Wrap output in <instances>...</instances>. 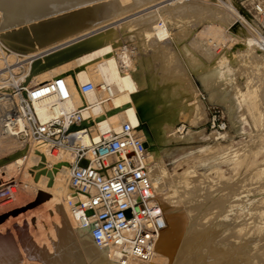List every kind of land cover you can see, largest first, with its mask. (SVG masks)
<instances>
[{"label": "bare ground", "instance_id": "obj_1", "mask_svg": "<svg viewBox=\"0 0 264 264\" xmlns=\"http://www.w3.org/2000/svg\"><path fill=\"white\" fill-rule=\"evenodd\" d=\"M127 1L129 0H0V97L9 95L10 89L20 82L24 83L23 85L26 87H31L55 76L63 77L74 88L80 83L91 82L99 93H102L101 90L106 87L111 90L113 98L108 111L98 121L94 122L96 124H93L91 130L94 135H97V130L116 131L121 123L128 122L142 138L148 154L147 172L152 183L154 198L164 211L166 223L165 228L155 242L154 257L145 262L129 258L123 259L121 254L112 247L98 248L93 245L89 236V228L78 225L76 216L71 213L66 204L68 198L75 200L69 193L68 162L70 158L67 153H50L43 144L22 146L0 134V144L5 145V143L9 144L12 141L24 150L22 155L4 165V173L8 174L11 169L16 168L19 171L17 173L22 175L23 180L25 179L22 182L23 185L33 187L37 192H41L42 196L47 194V197H45L47 207L53 211V208L62 205L63 213L60 216V221H58V218L56 221L58 227H61V223L63 225L65 223L67 229H64L66 230L64 232L67 233V236L62 239V247L56 251L57 255L52 257L55 264H66L69 262L68 259L75 256L71 264H238V258L240 259L241 255L238 258L233 256L234 253L230 255V250L227 248L228 244L223 243L230 241V239L237 241L236 239L240 240L245 236L247 240L255 242V251L250 253L246 251L247 256L242 255V262L246 264H264V249L262 250V247L257 248V238L264 230V226L262 229L258 226L252 228L255 224L254 218L259 214L262 217L264 216V208H258V206L264 207V196L255 202L257 208H255L254 217L241 220L242 222L235 224L228 235H224V232L221 234L219 232L213 233L212 231L217 225L219 217L213 218L210 217V214L203 213L201 207L204 205L200 201L204 199L198 200L201 191H208L211 188V186L204 183V176L191 174L194 172L193 170L170 176L163 168L161 161V155L178 153L181 154L178 155L179 159H182L193 154L208 153L211 149L220 148L223 142L229 144L238 142L235 138H241L246 133V126L243 127L246 122L244 111L252 113L255 110L259 115L264 113L258 106L262 104H258L256 100L259 99L257 97H260L258 96V87L254 84H252L253 86L248 85L251 80L247 81V78H244L245 81L240 79L238 84L233 86L224 85V88L210 85V81L219 64L226 60H232V58H234V61L236 59L233 57L234 55H238L237 58L241 63H249L250 68L251 65L255 66V69L264 76V53L254 47L252 35L245 27V18L240 13L236 15L239 24L235 26L229 16V12L232 11H227L228 14L224 11L222 13L220 9L213 10L214 14L211 12L208 17L211 22L214 20V25L217 24V27L220 28L228 26L227 28H230V31L227 30L231 35L228 34L231 36L230 38L235 40V44L230 48H224L218 53L210 52L207 48L209 45L204 44L206 40L203 43L205 47L195 41L196 39L187 42L188 44L185 46L187 49L189 46L197 48L200 55L208 62V65L204 66L205 69L199 75H196L201 85V92L207 95V101L211 106L222 108L230 126L227 130L221 132L210 131L207 133L203 130H193L192 128L204 125L208 118L205 106L197 98L198 92L194 87L191 90L190 85L192 86V82L189 85L187 84L190 87L187 86L191 90V94L188 92L186 102L181 103L183 104L182 107L172 108L166 100L162 105L164 107L154 109L156 85L147 74V61L136 54L137 60L134 63L132 53L129 50L120 51V36L126 37L131 33L129 30L134 26H143L153 18L152 16L150 18L146 16L148 19L144 17L145 20L134 22V25L115 23L118 21L115 18L118 19L117 17H120L121 12L123 14L125 10L128 12V6L124 10ZM184 1L187 0H174L170 5L183 3ZM153 4H150V6H154ZM144 9L139 11L141 12ZM236 9L238 10V8ZM234 12L236 11L234 10ZM107 17H110V20ZM113 18L114 20H112ZM211 22L209 24H212ZM115 26L121 28L122 35H119L116 29H112ZM145 27H142L141 31L140 29L139 31L133 30L142 34L141 32H145L142 31ZM208 30L212 31V29ZM216 30L220 29L217 28L213 31ZM138 33L136 36H142ZM208 34L209 32L207 36ZM217 38L224 40L223 37ZM140 39L142 41L143 38ZM122 41L121 43H123ZM125 41H127L126 38ZM223 43H226V40ZM141 44L143 45V41ZM177 47L179 46L177 45ZM154 53L155 55L152 52L156 58L169 60V52L161 49L160 52L156 51ZM166 65H169V63ZM155 66L153 65V67ZM162 66L164 65L161 63ZM165 67L167 66H164L163 69ZM18 71H22L20 76L17 74ZM182 73L185 76L184 72ZM157 75H159L158 71ZM161 75L163 77L164 74ZM168 77L170 80L173 79L170 75ZM186 78H184L185 82L188 81ZM179 81L177 78L176 84L172 82L171 91L175 89V85L180 84L181 81ZM188 88L184 87V89H187L186 91H188ZM8 101L9 99L0 102V111L6 107ZM76 103L74 100L72 104L75 105ZM166 104L169 105L168 109ZM39 113L41 117H44L42 110H39ZM180 116H184L185 121L191 127L184 134L185 130L182 133L176 131ZM90 124H92V120L87 119L82 123V127L86 128ZM84 141L88 143L86 139ZM239 151L232 153L235 159L234 157H226L224 154H220L216 158H219V162L224 164L231 160L230 163L235 166L239 162L238 160L242 158L238 157L242 153L236 156ZM255 172L257 173L256 178L264 174V164L258 166ZM9 177L14 178L13 176ZM258 188L264 190V188ZM223 204L221 202L215 206V208L217 207L215 214L222 216ZM205 206L209 209L207 205ZM56 214L55 211L54 215L56 216ZM260 220L263 219H259V222ZM259 224L263 225L262 223ZM71 240L75 243L74 245L71 244L72 248H77V250L72 251L69 247L68 244ZM231 245L230 243L229 246L231 247ZM250 245L254 247L253 243H250ZM245 246H243V249ZM50 251L45 252V258L51 254ZM203 254H206V256ZM17 260V256L8 247L0 243V264H15ZM47 260L49 259H45V261Z\"/></svg>", "mask_w": 264, "mask_h": 264}, {"label": "rangeland", "instance_id": "obj_2", "mask_svg": "<svg viewBox=\"0 0 264 264\" xmlns=\"http://www.w3.org/2000/svg\"><path fill=\"white\" fill-rule=\"evenodd\" d=\"M151 1L152 0H129L127 1L126 6L124 7V10L128 6L129 8L127 9H129L130 11L128 10L127 12L125 10L123 14V12H121L120 10L122 16L120 15V17H117L118 19L115 18V20H118L115 23H121V24L123 23V25H126L127 23V25H129L137 21L138 22L143 21L145 20V18L147 17L150 18L151 16L154 19L153 18L152 20L150 19V21H147L149 23H145V25L143 26L142 25L134 26L132 29L129 30L131 33L129 32L130 34L127 35L126 37L120 36L121 38L119 40L121 41L123 40L122 41L123 43H121L120 41V45L122 47L120 46L119 48L118 46V48L120 49V51H124L126 49L129 50V52L132 53L131 56L134 63L137 60V56H140L141 58L143 57L142 59L147 61L146 63L147 74L151 77V79L154 81V84L156 85L155 94H154V96L156 97L154 109H158V108L161 109L162 107H164L162 105L166 100H167L166 102L169 103L170 107L172 108H177V107L180 108V106L182 107V105L186 102L190 91L194 87V89H196V91L198 92V93L196 92L198 94L197 95L198 100H200L205 106V110L207 112V118H208V114L210 115L213 114L219 117V119L220 120L222 119L226 124V130H227L230 125L227 122V118L226 115L224 114V111L222 110L221 107L211 106L208 103L207 95L204 92H201L202 91L201 85L196 76L199 75L200 72L205 69L204 66H207L208 62H206V59L200 55V52H198L197 48H193L194 46H191L193 49L192 50L190 46H189L190 49L189 47L187 49L186 46L189 43V41L196 39L195 41H198L200 45H203L204 40H206L204 44L207 43L206 46L209 45L207 48L212 53L215 52L218 53L222 51L224 48L232 47L235 44V40L230 38L231 37L230 36L231 34L229 32L230 28L228 29L227 28L228 26H226L225 28L217 27V24L214 25V20H212L211 22V19L208 17L211 14V12L214 14L213 10L215 9L218 10L220 9L222 13L224 11L227 14L229 11H232L231 13L229 12L230 14L229 16L231 18L233 17L232 18L233 20L231 18L230 20L233 21V23L236 26L239 24L236 23L238 22V18L236 15L239 14V12L237 11L239 10V8L240 10L242 9L240 4L243 1H250V0H217V1L187 0L184 1L183 3H175L174 5H170V3L173 2L174 0H165V1L153 0L152 2ZM153 3H157V4H153ZM150 4L151 5L153 4L154 6H150ZM234 7L238 8V10ZM140 9H144V10H141L140 12L139 11ZM234 10L236 12H234ZM151 11L154 13H152ZM109 18L110 17H107V19ZM112 20H114V18ZM210 22L212 24H209ZM208 25L211 28H209ZM240 26L243 28L241 24ZM142 27H145L144 30H142L145 32H141L142 34H140V32L138 33L135 31V30L139 31V29L141 31ZM212 27L213 28L217 27L220 30L213 31L217 28L213 29ZM112 29L114 30L116 29V32L119 35L122 32V30H120L121 29L120 27L115 26ZM208 29L210 30L212 29V31H209ZM207 31L209 32L208 36H207L208 33ZM137 33L142 36H138V35L136 36ZM198 35H199V39H198ZM189 36L191 37V39H189L190 38ZM129 37L131 38L129 39ZM216 37H223L224 40L222 39L223 40L222 41L221 38L220 39L217 38L218 39L217 40ZM125 38L127 41H125ZM133 38L138 40L137 41L138 43L136 42L135 39L133 40ZM140 38H143L142 39L143 45L141 44L142 41ZM226 38H228L229 40ZM231 39L234 43L231 41ZM225 40L226 43H223ZM227 40L232 43L228 42ZM227 43L229 44V46ZM213 44L215 46H221V47L215 50L214 48H212ZM177 45L179 47H177ZM203 46L205 47V45ZM161 49L162 51L164 50L170 53V57L168 58L169 60L165 61L160 57L156 58V56H154L155 55L154 52L156 51L160 52ZM152 52L154 55L152 54ZM136 54L138 55L136 56ZM233 57L236 58L234 61H233L234 58H232V60H226L223 63L219 64L218 68L215 70L216 72L214 73V76L210 81V85H216L219 87L222 86L224 88L225 87L224 85L233 86L235 84H238L240 79L242 81H245L246 79L244 78H247V81L251 80L248 82L249 83L248 85L251 86L252 84H254V86L258 87L257 88L259 94L258 96L260 97H257L259 99L256 100L258 101L257 102L258 104H262L258 106H260L259 107L260 110L264 112L263 74L260 73V71L258 72L255 69V66L251 65L250 68L249 63L248 64L247 63L244 64L243 62L241 63V61H239V59L237 58L238 55H234ZM164 62L169 63V65H166L167 63ZM161 63L162 65L167 66L168 69L167 67L163 69L164 66L161 67ZM153 65L154 66L156 65L155 66L156 69L155 67H153ZM157 71L159 75H157ZM21 72L22 71L20 72L18 71L17 74H19L20 76ZM182 72H184L185 76H183ZM166 73L168 75H165ZM178 73L182 75L184 78L187 77L186 78L188 79V81H186L187 83L184 81V78L180 76ZM160 74H164L163 77L162 75L160 76ZM169 75L171 79L173 78L172 80H170V78L168 77ZM167 77L169 78V80H167L168 79ZM177 78L181 82L179 81L180 84H178V86L175 85V89L171 91L172 88H170V86L171 84H173L172 82L174 83L177 82ZM191 82H192V86L190 85L191 87L190 90L189 89L190 87L188 85ZM184 87L188 88V91H186L187 89H184ZM166 106L168 109L169 105L166 104ZM244 117L246 122L243 124V127L245 128L246 126L245 128L246 133L242 135L241 138H235V140L237 139L236 141H238L236 143L232 142L229 144L228 142H223L221 143L222 146L220 148L211 149L208 153L193 154L184 157L182 159H179V156L181 154L178 153L172 155H167V154L161 155V159H162L161 161L163 164L162 166H164L163 168L168 172L170 176H174V174L175 175L181 174L193 170L194 172L191 174L201 175L202 177L204 176V180H205L204 183L208 186H211V188H209L208 191L206 190L201 191L202 193H200L201 196L199 197L198 200L204 199L200 201V203H203L202 205H204L201 207L203 213H208L210 214V217L212 216L213 218L219 217L217 225H215V228L212 231L213 233L219 232L221 234L224 232V235H228L229 231L235 224L242 222L247 218L254 217L255 215L253 214L255 213V208H257L255 207L256 205L255 202L260 197L264 196V190H259L260 188H258V187H261L262 189L264 188V174H261L258 178H256L257 171L255 172V169H257L258 166L260 165L262 166L264 164V113L259 115V113H256L255 110L252 113H247L244 111ZM178 119H179V123L176 126L183 125L186 128L185 131L183 132L184 134L191 127L185 121L184 116L183 117L180 116ZM192 129L196 131L203 130L206 131L207 133H209L210 131H214L208 128L207 122H205L204 125H201L198 128H192ZM2 144L3 143L0 144V159L4 162V164L2 165L0 170L1 169L3 170V167L6 163L13 161L15 158L19 157L24 153V150L21 147H19L17 144L13 143L12 141L9 144L8 143L7 144L5 143V145ZM237 151L239 152L237 153L236 156L242 153L240 156H238L239 158L240 157L242 158L240 159L238 158L239 162L236 163L235 166L232 163H230L231 160L226 162L227 164L226 163L224 164L219 162L218 160L219 158L218 159L216 158V156H219L220 154L221 155L224 154V156L231 158L234 157L233 154L236 153ZM210 155H212L211 158ZM194 156H196L197 158L196 157L194 158ZM2 172L4 173L5 170H3ZM17 172L19 171L16 170V168H14L11 169L8 172V174H6L14 177V178H10L9 176L6 177L7 179L6 182L7 183L14 182L15 187L13 188L12 198L8 202L0 203V243L8 247L9 250H11V252L17 256L18 260L15 261V264L16 263L17 264H46V263L55 264L52 261V257L57 255L56 251L60 250V247H62V239L67 236V233L64 232L66 231L64 229H67L65 228V223L64 225L63 223H61L62 224V225L60 224L61 227H58L56 221L57 218L58 221H60V216L63 213L62 205L56 206L55 208H53L52 211V209L47 207L45 204V197H47V194L44 193L45 195L42 196V193L37 192V190H35L33 187L23 185L22 182L25 179L23 180L22 175ZM221 202L224 203L222 207L223 214H221L222 216H219V214L218 215L215 214V210L217 209V207L215 208V206ZM205 205H207L209 209L205 208L206 207ZM258 208L262 209L264 207L258 206ZM55 211L57 212L56 216L54 215ZM254 219L256 221L254 220L255 224L252 226V228L254 229L258 226L262 229V227L264 226V222H263L264 216L262 217V215L259 214ZM259 219H263V220H260L259 222ZM259 223H262L263 225ZM257 239H258L257 248L262 247L263 250L264 230H262V232L259 234ZM236 240L237 241L230 239V241L223 243V244L226 243L228 244L227 245L228 247L226 245L225 246L229 248L230 255L234 253L233 256H236L238 258L240 255L241 257L242 255L247 256L246 251H248L249 253L255 251V242L254 241L251 242V240L249 239L247 240L246 236L242 237L240 240L238 239ZM244 241L245 243H243ZM230 243L232 244L231 247L229 246ZM246 243H248L249 245ZM250 243H253L254 247H252ZM71 244L74 245L75 244L74 241L71 240V242H69L68 245L69 247H71L72 251L77 250V248L76 249L72 248ZM243 246H245L244 249ZM48 251H50L51 254L46 256L45 258L44 254L45 252ZM203 255L206 256V254ZM75 257L74 258L69 257L71 260L68 259L67 261L69 262L66 264H71L73 262V259H75ZM241 257L240 259L238 258L239 261L238 264H246L242 262L243 258L241 259ZM47 258L49 260L45 261V259Z\"/></svg>", "mask_w": 264, "mask_h": 264}, {"label": "built area", "instance_id": "obj_3", "mask_svg": "<svg viewBox=\"0 0 264 264\" xmlns=\"http://www.w3.org/2000/svg\"><path fill=\"white\" fill-rule=\"evenodd\" d=\"M250 1H243V10L237 12L245 18L254 47L264 53V0ZM23 84L0 97V102L9 99L0 111V134L22 146L43 144L50 153H67L69 193L75 200L68 198L66 204L78 225L89 228L93 245L112 247L123 259L149 261L166 223L154 198L142 138L128 122L116 131L97 130L94 135L91 130L107 113L111 90L106 87L99 93L91 82L74 88L61 76L31 87ZM87 119L92 124L84 128ZM207 125L210 130H226L224 121L213 114H208ZM185 129L176 126L177 133ZM14 187V182L0 185V203L12 198Z\"/></svg>", "mask_w": 264, "mask_h": 264}, {"label": "crops", "instance_id": "obj_4", "mask_svg": "<svg viewBox=\"0 0 264 264\" xmlns=\"http://www.w3.org/2000/svg\"><path fill=\"white\" fill-rule=\"evenodd\" d=\"M3 164H4V162L0 159V168L2 167ZM2 171L3 170L1 169L0 170V185L7 183L6 182L7 179L5 177L6 176V173H3Z\"/></svg>", "mask_w": 264, "mask_h": 264}, {"label": "water", "instance_id": "obj_5", "mask_svg": "<svg viewBox=\"0 0 264 264\" xmlns=\"http://www.w3.org/2000/svg\"><path fill=\"white\" fill-rule=\"evenodd\" d=\"M23 96H25V93H23ZM80 165H82V166L86 165V161L81 162ZM163 212H164V211H163ZM162 231H163V230H162ZM162 231H161V232H162ZM90 240H91V239H90ZM91 242H92V241H91Z\"/></svg>", "mask_w": 264, "mask_h": 264}]
</instances>
